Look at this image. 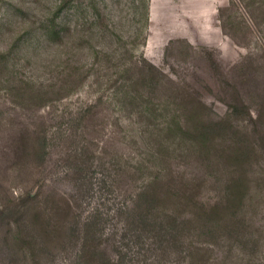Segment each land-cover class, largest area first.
I'll list each match as a JSON object with an SVG mask.
<instances>
[{"label":"rangeland","instance_id":"1","mask_svg":"<svg viewBox=\"0 0 264 264\" xmlns=\"http://www.w3.org/2000/svg\"><path fill=\"white\" fill-rule=\"evenodd\" d=\"M0 264H264V0H0Z\"/></svg>","mask_w":264,"mask_h":264}]
</instances>
